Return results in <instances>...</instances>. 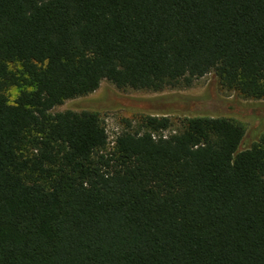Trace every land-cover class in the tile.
I'll return each mask as SVG.
<instances>
[{
	"label": "trees",
	"instance_id": "trees-1",
	"mask_svg": "<svg viewBox=\"0 0 264 264\" xmlns=\"http://www.w3.org/2000/svg\"><path fill=\"white\" fill-rule=\"evenodd\" d=\"M210 73L264 102V0H0V264H264V133L179 94L105 92L146 112L111 147L98 112H52Z\"/></svg>",
	"mask_w": 264,
	"mask_h": 264
},
{
	"label": "rangeland",
	"instance_id": "rangeland-1",
	"mask_svg": "<svg viewBox=\"0 0 264 264\" xmlns=\"http://www.w3.org/2000/svg\"><path fill=\"white\" fill-rule=\"evenodd\" d=\"M17 89L11 88L8 92L10 99L17 94ZM114 92L121 99H151L160 96L179 94L191 101V111L199 112L204 115H223L234 119L244 126L245 135L242 147H249L255 142L262 133H264V102L252 101L242 98L240 95L228 91L221 87L216 77L210 73L201 78L193 79L190 84L184 81L178 84L174 89H166L161 93H152L149 91L136 90H118L110 82L102 81L96 91L93 93L71 100H66L62 104L54 107L52 112H62L71 110L79 112L82 110L96 111L103 121L107 135L108 146L113 145L114 138L123 129L125 120L131 121L132 129H138L137 119H140L146 112H136L127 110L121 104L115 106V102H109L105 92ZM123 104V105H122ZM196 110V111H195ZM190 115H196L195 113ZM177 125L178 120L183 116L173 114L170 116ZM174 125L171 129L163 132L168 135L177 127Z\"/></svg>",
	"mask_w": 264,
	"mask_h": 264
}]
</instances>
